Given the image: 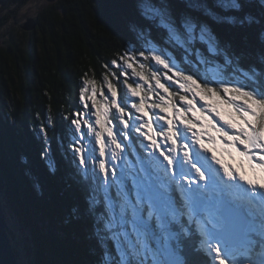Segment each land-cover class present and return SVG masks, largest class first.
I'll return each mask as SVG.
<instances>
[{
  "label": "snow or ice",
  "instance_id": "6c2138e0",
  "mask_svg": "<svg viewBox=\"0 0 264 264\" xmlns=\"http://www.w3.org/2000/svg\"><path fill=\"white\" fill-rule=\"evenodd\" d=\"M125 28L123 94L84 78L61 114L95 264H264V0H135Z\"/></svg>",
  "mask_w": 264,
  "mask_h": 264
},
{
  "label": "trees",
  "instance_id": "16d2710c",
  "mask_svg": "<svg viewBox=\"0 0 264 264\" xmlns=\"http://www.w3.org/2000/svg\"><path fill=\"white\" fill-rule=\"evenodd\" d=\"M134 4L55 0L33 19L31 31L8 38L0 48V164L8 170L2 175L10 201L4 204L27 223L34 264H95L97 259L89 222L69 216L83 197L63 167L58 138L66 122L61 114L80 107L84 78L100 86L115 70L112 82L120 88L121 69L111 62L135 39L125 28ZM49 116L55 121L48 132L58 163L54 174L40 158L44 144L38 128Z\"/></svg>",
  "mask_w": 264,
  "mask_h": 264
},
{
  "label": "rangeland",
  "instance_id": "374dc122",
  "mask_svg": "<svg viewBox=\"0 0 264 264\" xmlns=\"http://www.w3.org/2000/svg\"><path fill=\"white\" fill-rule=\"evenodd\" d=\"M47 3L49 4L47 0H0V48L5 46L4 42L5 40H8V38H12L14 40L20 38V33L23 32V27L26 23L29 22L28 20H31L33 23H35L33 19L38 16L40 10H42L44 5H46ZM113 71L115 70L108 71V73H110L112 76ZM121 77L124 78L123 76ZM129 80L133 82L132 79ZM122 84L123 82L120 83V88H118L121 90V95L124 92ZM223 111L225 113V117L227 118L226 110ZM1 159L2 158L0 155V163L2 162ZM64 160L65 159L62 157V162L64 163H62L64 165L63 167L66 169L65 171L68 173L69 177L71 169L68 161ZM225 160L227 163L233 164L234 167L238 166L240 163L239 158H236V160H229L227 157H225ZM6 168L7 167H5L4 164L3 166L0 164V181L3 186V190H1L0 192V203L2 211L6 216V234L9 239L8 243L12 252V258L14 260V264H19V262L21 261H23L24 264H34L30 247L32 246V237L29 235L27 223L25 221H18V218L15 216V214H12L8 211V205L4 204V202L9 201V197L7 198L5 191L6 183L3 180L4 177L2 175V173H5V171L7 170ZM7 172L8 170L6 171V173ZM245 173L250 177L253 175L252 172L247 168H245ZM13 217L17 219V222L14 221Z\"/></svg>",
  "mask_w": 264,
  "mask_h": 264
},
{
  "label": "water",
  "instance_id": "95a60500",
  "mask_svg": "<svg viewBox=\"0 0 264 264\" xmlns=\"http://www.w3.org/2000/svg\"><path fill=\"white\" fill-rule=\"evenodd\" d=\"M55 0H47L49 3H53ZM25 24L23 30L31 31L34 28V23L31 20ZM0 190H3L2 183L0 181ZM1 192V191H0ZM1 194V193H0ZM1 206V203H0ZM6 216L0 208V264H14V260L9 251L8 236L6 234Z\"/></svg>",
  "mask_w": 264,
  "mask_h": 264
},
{
  "label": "bare ground",
  "instance_id": "6f19581e",
  "mask_svg": "<svg viewBox=\"0 0 264 264\" xmlns=\"http://www.w3.org/2000/svg\"><path fill=\"white\" fill-rule=\"evenodd\" d=\"M65 161V160H64ZM68 165V164H67ZM6 188V187H5ZM1 191V190H0ZM41 203V202H40ZM1 208V206H0ZM2 209V208H1ZM3 212V211H2ZM48 215V214H47ZM10 218V217H9ZM14 218V217H13ZM6 219V218H5ZM8 220V219H7ZM85 239V238H84ZM9 244V243H8ZM85 244V243H84ZM9 248V251H10V254L12 255V252H11V249H10V246L8 247Z\"/></svg>",
  "mask_w": 264,
  "mask_h": 264
}]
</instances>
